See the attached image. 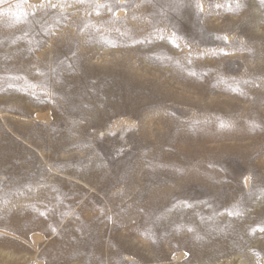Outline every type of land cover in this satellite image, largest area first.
<instances>
[{"label": "rangeland", "instance_id": "obj_1", "mask_svg": "<svg viewBox=\"0 0 264 264\" xmlns=\"http://www.w3.org/2000/svg\"><path fill=\"white\" fill-rule=\"evenodd\" d=\"M0 264H264V0H0Z\"/></svg>", "mask_w": 264, "mask_h": 264}]
</instances>
